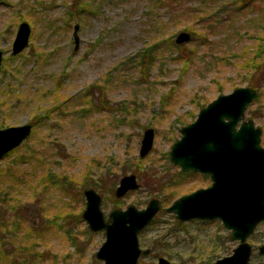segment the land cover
<instances>
[{"label": "rangeland", "instance_id": "1", "mask_svg": "<svg viewBox=\"0 0 264 264\" xmlns=\"http://www.w3.org/2000/svg\"><path fill=\"white\" fill-rule=\"evenodd\" d=\"M206 1L216 12L201 20L200 0H0V129L36 123L30 141L0 164L35 148L44 166L79 183L74 195L39 187L33 193L28 184L10 194L20 199L21 212L36 228L41 218L43 225L44 218L57 220V225L50 222L42 230V243L57 254L59 264H102L95 252L105 239L104 231H90L81 219L83 190L88 187L101 195L105 218L113 208L142 209L151 198L160 201L152 221L138 232L137 264H157L159 256L175 264H212L238 245L218 219L179 221L166 210L180 196L211 183L200 173L181 174L169 159L180 128L193 121L203 105L235 88L255 86L257 96L244 119L261 129L264 147V64L257 71L244 67L249 53L264 46V11L236 14L218 9L219 2L230 0ZM165 3L175 9L171 12ZM180 3L195 8V13L179 11ZM162 17L170 18V27L158 28ZM22 21L31 27L28 46L13 56L11 45ZM189 25L196 30L195 40L184 48L174 47L177 33ZM151 43L158 49L143 71L133 60ZM91 101L98 103L91 107ZM146 128L154 130L153 143L140 156ZM40 164H32L35 171H40ZM28 165L15 168L29 183L34 177ZM126 174H134L139 186L116 198L114 189ZM167 179L173 182L162 187ZM6 182L0 187L5 189ZM166 193L174 197L162 203ZM246 241L252 247L250 263L264 264V255L258 253L264 221Z\"/></svg>", "mask_w": 264, "mask_h": 264}, {"label": "water", "instance_id": "2", "mask_svg": "<svg viewBox=\"0 0 264 264\" xmlns=\"http://www.w3.org/2000/svg\"><path fill=\"white\" fill-rule=\"evenodd\" d=\"M79 25L73 26L74 49L79 47ZM28 22L18 24L11 45V55L23 51L29 42ZM191 35L180 31L176 44L189 42ZM4 53L0 50V68ZM257 91L249 86L221 94L202 107L196 118L180 128V137L172 143L169 159L183 172H199L209 176L211 184L177 198L166 208L180 221L218 219L230 230V240L238 245L230 255L213 264H251V245L246 241L255 227L264 221V147L260 145L261 129L252 119H244L247 106ZM32 125L8 126L0 129V157L20 146L30 135ZM154 130L146 128L140 143V156L152 147ZM139 184L134 174L123 175L114 189L120 198ZM85 206L81 219L90 231H104L105 239L95 252L102 264H137L140 255L138 232L149 224L160 208V201L151 198L138 209L128 205L113 208L105 218L102 197L91 187L83 190ZM264 255V243L258 247ZM157 264H175L158 258Z\"/></svg>", "mask_w": 264, "mask_h": 264}, {"label": "trees", "instance_id": "3", "mask_svg": "<svg viewBox=\"0 0 264 264\" xmlns=\"http://www.w3.org/2000/svg\"><path fill=\"white\" fill-rule=\"evenodd\" d=\"M199 4H201L200 7L202 9V14H200L201 16L199 14L198 15L199 18L202 17L201 20H206V18L208 19L215 14L216 10L212 11L211 3H208L206 0H200ZM219 4L220 7L218 9L222 7L221 9H226L228 12H233L236 14L244 13V11L247 9L256 10L258 8L257 12L259 14L261 11H264V0H230L229 2H219ZM162 5H164V3H162ZM165 5H167L172 12V5L169 3H165ZM179 6V11H184L183 13H195L193 10L195 8H189V6L183 3H180ZM207 9L210 10L208 11ZM71 13L72 12H70V14ZM161 27H170V18H167L166 20H163V17L160 18V20H158V28ZM184 30L190 33V41H194L197 35L196 30L191 25L186 26ZM167 38H169L171 43L173 44L171 36H167L166 39ZM157 47V43H151L150 45L146 46L145 48L140 50L139 54L137 55V57H135V60H133V62L139 65L143 71L147 70L152 65L158 49ZM174 47L184 48L185 46L184 44H175ZM249 54L251 55L249 59H247L246 64H244V67L249 66L248 68L252 67L254 69L253 71H257L260 65L264 64V46H262L261 49H257L255 47V50L253 52H250ZM2 66L3 65H1L0 68L1 71H3ZM250 87L255 88L258 91L255 86L250 85ZM86 94L87 93H85L84 96ZM101 101L102 100H99V103L105 104V102L103 103V101ZM96 103H98V101H91L89 105H91V107H94ZM202 107H204V105ZM119 121L124 122L123 119ZM31 125L32 128L36 129V123L35 125L33 123ZM32 133L27 138V140L24 141L25 143L27 141H30L29 139H31ZM25 143L24 145H26ZM18 149L19 148H15L6 155L0 157V159L15 155ZM35 151V148H29L26 151L27 153L25 154V156H17L15 157V159L9 161L6 165L0 164V183L6 182L5 179H10L11 182L5 183V189L0 187V264H59L57 254L53 253L49 246L42 243V230L48 227V224L50 222L57 225V220L54 219V221H52L48 218H44L45 225H43V218H41V223L39 224L40 228H36L35 226H33L34 221L27 219L25 214L21 212L23 203L20 201V199L14 198L13 196H10V194L14 192H20V187L22 185L25 186L26 184H28L27 187L33 193H35L36 189L39 187L41 190L49 189L74 195L76 186L79 183H77L76 179L71 175L69 176L66 173L55 172L54 170H52V168L44 166L43 161L39 160L35 156ZM36 160L41 163L39 165L40 171H35L37 170L36 166L32 165ZM21 162L25 163V165L29 164V176L33 175V182L28 183V178L20 177L21 172H18V170L15 168V165L23 164ZM180 173L183 175L193 174L192 172ZM172 182V180L169 181V179H167L162 187H166V184ZM80 184H82V182ZM12 188L13 190L15 189V191H12ZM156 192L160 193L159 191ZM80 197L82 198L81 194ZM173 197V194L166 193V196L163 195L162 199L163 202L167 203L168 200H172ZM1 207L5 208L2 209ZM75 217L77 219H80V214L77 213ZM64 218L65 215H63V219ZM23 240H26V242L24 243ZM94 262L97 261L95 260Z\"/></svg>", "mask_w": 264, "mask_h": 264}, {"label": "flooded vegetation", "instance_id": "4", "mask_svg": "<svg viewBox=\"0 0 264 264\" xmlns=\"http://www.w3.org/2000/svg\"><path fill=\"white\" fill-rule=\"evenodd\" d=\"M181 171V170H180ZM183 172V171H182ZM186 172H192V171H186ZM192 173H199V172H192ZM200 174H202L203 176H205V177H208L209 178V176L208 175H206V174H203V173H200ZM210 179V178H209ZM211 181V180H210ZM211 184V183H210ZM186 195V194H185ZM183 196V195H182ZM162 200V199H161ZM174 202V201H173ZM162 203H163V201H162ZM170 206V205H169ZM174 213V212H173ZM175 214V213H174ZM155 216V215H154ZM154 218V217H153ZM175 218H176V216H175ZM177 219V218H176ZM178 220V219H177ZM190 220H193V219H190ZM194 220H200V219H194ZM180 221V220H179ZM148 225V224H147ZM140 248V247H139ZM140 254H141V249H140ZM140 256V255H139ZM160 257H162V256H159L158 258H160ZM139 258V257H138ZM158 258H157V262H158ZM163 258H165V257H163ZM166 259V258H165ZM217 260V259H216ZM215 260V261H216ZM169 261V260H168ZM214 261V262H215ZM213 262V263H214ZM212 263V264H213Z\"/></svg>", "mask_w": 264, "mask_h": 264}]
</instances>
